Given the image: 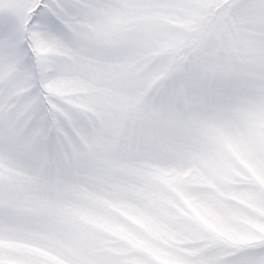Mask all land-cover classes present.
Masks as SVG:
<instances>
[{"label": "snow or ice", "instance_id": "snow-or-ice-1", "mask_svg": "<svg viewBox=\"0 0 264 264\" xmlns=\"http://www.w3.org/2000/svg\"><path fill=\"white\" fill-rule=\"evenodd\" d=\"M0 264H264V0H0Z\"/></svg>", "mask_w": 264, "mask_h": 264}]
</instances>
